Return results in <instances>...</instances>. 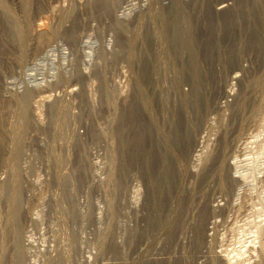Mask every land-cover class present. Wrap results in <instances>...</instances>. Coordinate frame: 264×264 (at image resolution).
Returning a JSON list of instances; mask_svg holds the SVG:
<instances>
[{
    "label": "rangeland",
    "instance_id": "rangeland-1",
    "mask_svg": "<svg viewBox=\"0 0 264 264\" xmlns=\"http://www.w3.org/2000/svg\"><path fill=\"white\" fill-rule=\"evenodd\" d=\"M0 19V264H264V0Z\"/></svg>",
    "mask_w": 264,
    "mask_h": 264
},
{
    "label": "bare ground",
    "instance_id": "bare-ground-1",
    "mask_svg": "<svg viewBox=\"0 0 264 264\" xmlns=\"http://www.w3.org/2000/svg\"><path fill=\"white\" fill-rule=\"evenodd\" d=\"M256 2H260L261 0H255ZM26 3V2H25ZM3 7V6H2ZM223 9V8H222ZM221 11V10H220ZM2 17V16H1ZM5 17V16H4ZM3 19H5V18H3ZM6 20V19H5ZM4 20V21H5ZM0 21L2 22V19H0ZM5 22H7V21H5ZM5 24V23H4ZM12 24V23H11ZM3 25H1L0 26V28L2 27ZM12 27H14L13 25H12ZM6 30V33H8V35H9V32H10V30H11V26H9L8 24H6V26H3V30ZM4 33V32H3ZM1 34V33H0ZM5 34V33H4ZM4 34H2V35H4ZM13 35V34H12ZM11 40V39H10ZM2 42H3V40H1ZM2 42H0V44L2 45ZM7 52V51H6ZM241 106V105H240ZM243 107H244V103H243ZM263 107V106H262ZM246 108V107H245ZM257 108V107H256ZM255 109V108H254ZM258 109H260V108H258ZM240 111H242L243 112V110H240ZM130 114L128 113L127 115H126V120H128V117H129V119H130V116H129ZM25 119V118H24ZM233 119V118H232ZM131 121V120H130ZM124 123V122H123ZM129 123V122H128ZM246 123V122H245ZM244 123V124H245ZM125 124V123H124ZM243 124V123H242ZM126 125V124H125ZM121 127V126H120ZM130 128V127H129ZM239 128V127H238ZM122 129V128H121ZM132 129V128H131ZM137 129H139V128H137ZM238 131H240V130H238ZM133 131L131 130V133H132ZM135 132H136V130L133 132V136H131V138H130V142L132 143V144H135L137 141H138V139L140 138H137L138 136H136L135 135ZM139 132V131H138ZM241 135V134H240ZM129 137V136H128ZM226 137V136H225ZM224 137V138H225ZM126 138V137H125ZM139 140H141V139H139ZM128 142V141H127ZM127 146V145H126ZM138 146V145H137ZM122 147H123V145H122ZM121 148V147H120ZM124 151V150H123ZM260 151V150H259ZM224 152V151H223ZM252 152V151H251ZM221 153V152H220ZM226 156V155H225ZM220 158V157H219ZM255 158V157H254ZM220 160V159H219ZM221 161V160H220ZM220 161H218L216 164H217V167H216V169L215 170H217V173L219 172V176H222L223 177V172H224V170H223V164L222 163H224V162H221L220 163ZM262 164V163H261ZM227 167H230V165H227ZM213 169H214V167H213ZM227 171V170H226ZM236 174V173H235ZM230 175V174H229ZM224 178V177H223ZM228 179V178H227ZM221 181V180H220ZM227 181H229L228 183H230L231 185H233V184H238L239 183V180L237 179V176L236 175H234V174H232L231 176H229V180H225V178H224V180H222V184L224 183V184H226V182ZM224 187H225V185H224ZM217 190V189H216ZM15 191V190H14ZM227 191V190H226ZM15 213H16V210H13L12 211V214L13 215H15ZM204 216V215H203ZM13 217V216H12ZM14 219V218H13ZM16 232V231H15ZM17 233V232H16ZM16 245V244H15Z\"/></svg>",
    "mask_w": 264,
    "mask_h": 264
}]
</instances>
